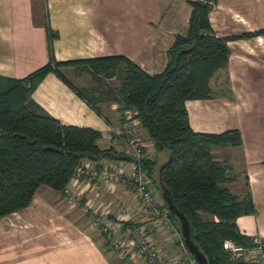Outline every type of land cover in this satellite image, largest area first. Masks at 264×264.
I'll use <instances>...</instances> for the list:
<instances>
[{
	"label": "crops",
	"instance_id": "0c3cea01",
	"mask_svg": "<svg viewBox=\"0 0 264 264\" xmlns=\"http://www.w3.org/2000/svg\"><path fill=\"white\" fill-rule=\"evenodd\" d=\"M189 1L0 0V75L24 78L49 62L48 26L56 34L53 51L58 61L125 55L147 73H159L177 35L188 32ZM209 18L217 35L229 38L230 48L226 70L217 72L211 85L217 90L227 78L231 93L187 100L189 121L198 132L241 131V146H214L212 152L230 167L229 189L240 196L252 194L256 212L239 216V229L264 239V0H216ZM60 69L74 86L49 72L33 99L64 124L100 130L101 148L113 146L131 156L129 145L113 132L123 122L119 103L92 105L77 91L87 75L73 66ZM136 133L151 157L159 158L141 124ZM100 164L132 166L131 161L108 159ZM68 186L72 198L42 185L27 207L0 217V264H146L138 254L131 262L121 259L84 213L86 205L106 220L147 224L166 252L164 261L175 264L170 236L147 218L130 185L119 182L107 189L101 181L82 180ZM153 190L163 202L156 183ZM116 238L127 240L126 227Z\"/></svg>",
	"mask_w": 264,
	"mask_h": 264
},
{
	"label": "trees",
	"instance_id": "16d2710c",
	"mask_svg": "<svg viewBox=\"0 0 264 264\" xmlns=\"http://www.w3.org/2000/svg\"><path fill=\"white\" fill-rule=\"evenodd\" d=\"M215 2L189 1L188 32L177 35L168 50L166 68L154 74L125 55L58 61L53 51L56 34L48 26L49 62L24 78L0 75V217L27 207L42 185L65 194L83 161H95L99 167L104 159L132 160L113 146L101 148L100 130L64 124L33 99V91L49 72L74 86L60 69L73 66L89 73L96 84L92 89H77L92 105L115 101L122 113L137 111L159 153V158L143 160V168L162 193L161 184L168 189L186 215L192 239L209 264H243L231 258L223 242L231 238L252 244V237L239 229L237 218L254 214L256 207L250 192L240 196L229 189L230 167L212 152L214 146H241V131H195L186 108L187 100L231 93L227 78L217 90L211 85L215 74L226 70L230 55L229 38L218 36L210 22ZM113 78L118 85L108 84ZM163 203L168 208L164 198ZM170 216L180 227L171 211Z\"/></svg>",
	"mask_w": 264,
	"mask_h": 264
},
{
	"label": "built area",
	"instance_id": "2783aa9c",
	"mask_svg": "<svg viewBox=\"0 0 264 264\" xmlns=\"http://www.w3.org/2000/svg\"><path fill=\"white\" fill-rule=\"evenodd\" d=\"M135 109H126L123 112V122L120 128L113 129L118 138L123 139L131 148L132 166L130 169L123 165L97 166L93 161H83L73 174L71 181L85 180L89 184L101 181L105 188L111 189L119 182L131 185L134 196L148 219L170 236L176 248L173 257L175 264H198V260L186 246L181 229L170 216V210L160 202L153 190L151 176L143 168V160L152 158L147 149L146 142L141 139L136 128L140 120ZM65 195L72 197V190L68 186ZM91 223L104 236L106 243L117 251L121 259L132 261L135 254L142 257L146 264H170L164 261L166 252L161 249L147 224H127L126 221L106 220L101 212L90 205L84 207ZM126 227L128 238H116L121 228ZM223 247L231 258L242 261L243 264H264V239L259 236L252 237V244L244 245L234 239L228 238Z\"/></svg>",
	"mask_w": 264,
	"mask_h": 264
},
{
	"label": "water",
	"instance_id": "95a60500",
	"mask_svg": "<svg viewBox=\"0 0 264 264\" xmlns=\"http://www.w3.org/2000/svg\"><path fill=\"white\" fill-rule=\"evenodd\" d=\"M209 2H213L215 0H206ZM163 198L167 202L168 209L178 218L180 229L183 234L186 246L193 253V255L198 260V264H209L208 259L204 255V253L199 249L196 243L193 241L191 236V228L190 223L186 215L174 204L172 197L168 189L163 185Z\"/></svg>",
	"mask_w": 264,
	"mask_h": 264
},
{
	"label": "rangeland",
	"instance_id": "374dc122",
	"mask_svg": "<svg viewBox=\"0 0 264 264\" xmlns=\"http://www.w3.org/2000/svg\"><path fill=\"white\" fill-rule=\"evenodd\" d=\"M87 76H86V80L83 81V85L80 86L82 89H85V88H90L92 89L94 86H96V84L94 83V81H92V76H89L86 72H84ZM222 80H224V77L221 78ZM108 84H112V85H118L119 83V80L117 78H113L111 80H107ZM98 86V85H97ZM147 149H148V146H147ZM219 159V158H218ZM129 185V184H128ZM131 186V185H130ZM72 198V197H71ZM86 207V206H85ZM83 211H84V208H83ZM85 213V211H84ZM86 214V213H85ZM87 215V214H86ZM91 221V220H90ZM180 228V227H179ZM97 229V228H96ZM98 230V229H97ZM99 231V230H98ZM101 234V232H99Z\"/></svg>",
	"mask_w": 264,
	"mask_h": 264
}]
</instances>
